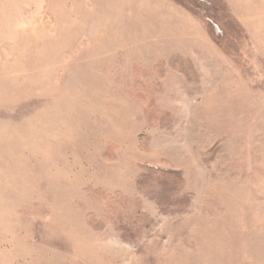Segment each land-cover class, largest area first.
Masks as SVG:
<instances>
[{
	"label": "rangeland",
	"instance_id": "obj_1",
	"mask_svg": "<svg viewBox=\"0 0 264 264\" xmlns=\"http://www.w3.org/2000/svg\"><path fill=\"white\" fill-rule=\"evenodd\" d=\"M173 1L204 70L135 0H0V264H264V0Z\"/></svg>",
	"mask_w": 264,
	"mask_h": 264
},
{
	"label": "crops",
	"instance_id": "obj_2",
	"mask_svg": "<svg viewBox=\"0 0 264 264\" xmlns=\"http://www.w3.org/2000/svg\"><path fill=\"white\" fill-rule=\"evenodd\" d=\"M134 13L136 22L142 21L145 27L148 25L141 16L149 22V42L152 46H169L171 51L167 53L180 54L184 58L189 56L194 63L197 61L202 65V70L206 69L203 62L219 60L218 49L209 37L204 23L173 0H135ZM161 52L163 51H158Z\"/></svg>",
	"mask_w": 264,
	"mask_h": 264
},
{
	"label": "trees",
	"instance_id": "obj_3",
	"mask_svg": "<svg viewBox=\"0 0 264 264\" xmlns=\"http://www.w3.org/2000/svg\"><path fill=\"white\" fill-rule=\"evenodd\" d=\"M174 2H176V1H174ZM178 4H180V3H178ZM180 5L183 6L184 8H186V6H184L183 4H180ZM187 10H188V9H187ZM188 11H189V10H188ZM206 19H207V21L209 22L208 18H206ZM206 19H205V20H206ZM209 23H210V22H209ZM179 59H180V58H176L175 61H178ZM173 61H174V60H173ZM173 61H172V62H173ZM169 64H170V67L173 68L172 64H171V63H169ZM174 65H175V62H174ZM178 69H179V67H178Z\"/></svg>",
	"mask_w": 264,
	"mask_h": 264
}]
</instances>
